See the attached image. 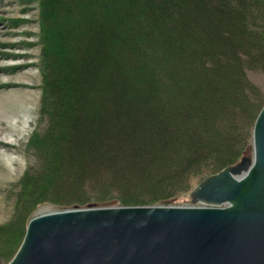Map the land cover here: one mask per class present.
<instances>
[{
    "label": "trees",
    "instance_id": "trees-1",
    "mask_svg": "<svg viewBox=\"0 0 264 264\" xmlns=\"http://www.w3.org/2000/svg\"><path fill=\"white\" fill-rule=\"evenodd\" d=\"M41 1L45 90L64 117V140L76 152L86 146L93 168H113L118 180L155 175L157 160L161 168L174 161L172 175L203 156L208 132L242 105L248 71L264 70V0ZM184 69L190 74L174 77ZM44 136L35 133L34 143ZM83 173L55 185L77 187Z\"/></svg>",
    "mask_w": 264,
    "mask_h": 264
},
{
    "label": "rangeland",
    "instance_id": "rangeland-1",
    "mask_svg": "<svg viewBox=\"0 0 264 264\" xmlns=\"http://www.w3.org/2000/svg\"><path fill=\"white\" fill-rule=\"evenodd\" d=\"M41 2L0 0V264H7L14 254L28 219L52 209L73 207L64 204L87 200L99 205L191 204L192 189L205 176L237 159L248 142L251 148L247 155L252 157V120L264 102V70L250 69V86L242 105L234 116L224 115L226 124L207 131L209 147H203V156L172 175L168 167L173 172L175 162L161 168L158 160L153 164L156 174L148 178L139 177L140 171H135L118 180L113 168L102 173L93 168L86 146L76 152V144H66L64 117L55 113L46 94L43 53L47 39L42 38ZM70 21L67 18L69 24L74 23ZM58 53L65 57V52ZM189 74L185 69L177 70L174 77ZM62 97L64 101L66 96ZM205 127L203 123L202 134L207 133ZM35 133L48 136L34 143ZM107 156L113 157V153ZM56 168L63 174L55 179ZM81 171L86 176L83 184L55 185H62L66 178L69 183L71 176L77 177Z\"/></svg>",
    "mask_w": 264,
    "mask_h": 264
},
{
    "label": "water",
    "instance_id": "water-1",
    "mask_svg": "<svg viewBox=\"0 0 264 264\" xmlns=\"http://www.w3.org/2000/svg\"><path fill=\"white\" fill-rule=\"evenodd\" d=\"M253 155L205 176L192 205H75L30 218L8 264H264V104Z\"/></svg>",
    "mask_w": 264,
    "mask_h": 264
},
{
    "label": "bare ground",
    "instance_id": "bare-ground-1",
    "mask_svg": "<svg viewBox=\"0 0 264 264\" xmlns=\"http://www.w3.org/2000/svg\"><path fill=\"white\" fill-rule=\"evenodd\" d=\"M192 204H193V203H191V204H189V205H192ZM186 205H187V204H186ZM50 211H55V209H52V210H50ZM47 212H49V211H47ZM14 254H15V253H14ZM14 254H13V255H14ZM12 257H13V256H12ZM12 257H11V258H12ZM11 258H10V259H11ZM9 261H10V260H9ZM9 261H8V262H9ZM8 262H7V264H8Z\"/></svg>",
    "mask_w": 264,
    "mask_h": 264
}]
</instances>
